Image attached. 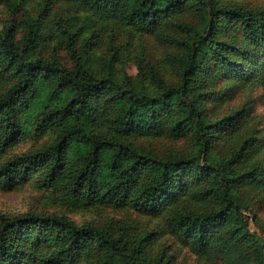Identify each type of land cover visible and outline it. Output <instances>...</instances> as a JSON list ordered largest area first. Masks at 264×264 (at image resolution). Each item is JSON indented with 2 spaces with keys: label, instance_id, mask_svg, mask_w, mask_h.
Returning a JSON list of instances; mask_svg holds the SVG:
<instances>
[{
  "label": "trees",
  "instance_id": "trees-1",
  "mask_svg": "<svg viewBox=\"0 0 264 264\" xmlns=\"http://www.w3.org/2000/svg\"><path fill=\"white\" fill-rule=\"evenodd\" d=\"M0 1L14 11L23 3ZM61 1L74 12L90 14L93 20L133 25L146 33L159 30L166 19L187 11H197L203 25L185 44L178 83L159 81L155 94L133 86L124 88L110 67L106 75H96L89 57L76 52L69 19L62 26L57 21L55 31L50 25L51 14L27 19L20 39L11 25L0 30L3 77L15 79L0 98V151L21 131V117L34 120L41 129L52 123L60 129L47 149L0 165V189L10 190L40 169L47 183H56L70 165L67 152L73 150L80 160L68 185L78 199L130 204L153 217L178 199L201 203L213 199L214 210L171 217L167 223L171 237L200 256L214 253L225 264H264L256 237L245 226L236 203L239 187L256 182L263 190L264 163L237 171L243 146L236 155L215 160L212 148L240 114L233 120L210 122L201 106L204 98L222 100L229 94L233 85L221 87L217 80L240 83L264 77V13L220 6L216 0ZM226 29L238 40H222ZM54 37L62 39L71 51V68L36 55L41 44ZM41 78L53 84L46 101L50 110L35 114L31 108L39 100ZM121 100L127 104L119 106ZM183 132L192 133L198 144L191 157H151L127 139ZM93 241L98 244L95 252L105 256L99 257L97 264H159L142 252L143 240L127 243L103 229L76 226L57 216L0 217V264H77L81 251Z\"/></svg>",
  "mask_w": 264,
  "mask_h": 264
},
{
  "label": "rangeland",
  "instance_id": "rangeland-1",
  "mask_svg": "<svg viewBox=\"0 0 264 264\" xmlns=\"http://www.w3.org/2000/svg\"><path fill=\"white\" fill-rule=\"evenodd\" d=\"M217 5L230 6L248 11L264 13V0H216ZM51 14V27L56 29L70 20L72 32L76 36L77 54L89 57L91 68L96 75H106L108 67L113 76L124 88L133 86L149 93H158V82L177 84L181 66L186 55V42L195 29L203 25V19L197 11H187L172 19L155 32H141L133 25H121L109 20L96 21L86 12H74L61 0H23L17 10H12L8 3L0 1V30L13 26L15 36L20 39L25 32L27 19ZM98 26H101L99 28ZM222 40L233 43L235 34L226 29L221 33ZM37 49L36 55L51 61L59 62L66 68L73 65L72 53L61 39L47 41ZM86 52V53H85ZM3 64L0 65V98L15 84V79L3 77ZM221 87L230 86L229 94L222 100L204 98L201 106L210 122L221 119H239L236 124L221 134L212 148L215 160L227 159L237 154L240 148L242 158L237 171H247L257 162L264 163V77L254 81L231 83L221 82ZM53 84L51 80L41 78L37 90L39 100L31 110L41 114L50 110L46 101ZM216 88V87H215ZM127 104L121 100L119 106ZM21 131L10 144L0 151V165L17 156L35 154L53 145L59 136V126L52 123L41 129L31 119L21 117ZM35 122V124H34ZM133 146L145 154L160 159H176L195 155L198 144L192 133L180 135L158 134L127 138ZM251 145V147H250ZM235 154V155H236ZM79 155L71 150L67 152L70 164L63 176L56 183H47L44 170L33 171L27 181L10 190L0 189V217L11 219L29 214L57 216L66 219L76 226H88L103 229L116 238L127 243L141 242L142 252L149 260L159 264H225L224 260L214 253L200 256L188 246H181L168 233L167 223L171 217L187 212L203 211L217 208L213 199L203 203L191 198L178 199L157 216L144 215L142 211L130 204L87 202L73 196L68 182L79 165ZM236 203L241 208L242 219L246 227L259 244L258 255L264 260V188L258 183L244 185L236 189ZM166 226V228H165ZM97 242L81 251L77 264H97L100 256L95 249ZM49 251V248H46Z\"/></svg>",
  "mask_w": 264,
  "mask_h": 264
},
{
  "label": "water",
  "instance_id": "water-1",
  "mask_svg": "<svg viewBox=\"0 0 264 264\" xmlns=\"http://www.w3.org/2000/svg\"><path fill=\"white\" fill-rule=\"evenodd\" d=\"M248 229L251 231L250 227H248Z\"/></svg>",
  "mask_w": 264,
  "mask_h": 264
}]
</instances>
